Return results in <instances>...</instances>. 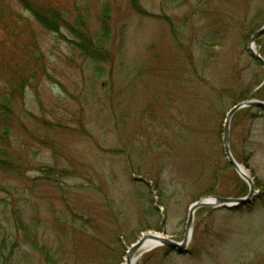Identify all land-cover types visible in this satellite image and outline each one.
I'll return each mask as SVG.
<instances>
[{"label":"rangeland","instance_id":"rangeland-1","mask_svg":"<svg viewBox=\"0 0 264 264\" xmlns=\"http://www.w3.org/2000/svg\"><path fill=\"white\" fill-rule=\"evenodd\" d=\"M74 2L90 8L96 33L109 4L111 58L94 62L69 32L29 17L51 79L27 89L21 120L34 130L31 112L57 127L53 147L27 135L29 151L13 147L20 170L0 169L2 264H124L146 233L182 241L196 201L250 190L223 138L232 107L264 101V66L249 48L264 0H140L145 14L132 0ZM252 43L264 58V33ZM230 137L257 196L198 209L187 251L160 246L135 264H264V107L240 109Z\"/></svg>","mask_w":264,"mask_h":264},{"label":"trees","instance_id":"trees-1","mask_svg":"<svg viewBox=\"0 0 264 264\" xmlns=\"http://www.w3.org/2000/svg\"><path fill=\"white\" fill-rule=\"evenodd\" d=\"M17 1L44 29L58 33L63 30L69 32L81 53L94 62L110 60L107 41L101 38L109 36L110 32L109 4L103 6L100 16L102 28L96 33L91 24V11L88 6L76 8L77 3H71V0ZM132 2L135 9L140 11V0ZM141 10L143 14L146 13L144 9ZM29 17L14 12L12 6L5 0H0V169L11 172L20 170L23 160V154L16 153L13 149L16 144L28 151L31 149V139L41 145L50 144L53 147L55 144V137L49 133V130H52L50 127L54 125L52 122L31 112H25L27 118L31 115V119L39 121L33 130L21 120L20 108L22 112L26 111L24 104L27 89L45 78L51 79L47 56L41 48L38 32ZM20 129L24 133H20ZM43 171H46L47 177L55 175L52 170ZM30 236L28 232L27 237ZM4 247L0 248V264L5 258Z\"/></svg>","mask_w":264,"mask_h":264},{"label":"water","instance_id":"water-1","mask_svg":"<svg viewBox=\"0 0 264 264\" xmlns=\"http://www.w3.org/2000/svg\"><path fill=\"white\" fill-rule=\"evenodd\" d=\"M263 33H264V26L253 36L249 48H250L252 55L255 56V58L258 59L264 66V58L259 55L258 51H256L255 43H252L256 41V39ZM250 106L264 107V101L256 100V99H251V100L247 99V100H244L238 103L234 107H232L226 117L224 138H223L226 156L228 157L229 162L234 166L236 171L248 182L249 187H250L249 193L244 197L213 196L209 198H202L196 201L190 208L189 219H188V223L186 227V233L182 241H176L170 238L169 236H166L158 232L146 233L142 236L141 239L135 242L129 249L128 256H127L128 264L136 263L138 258L143 254V252L140 253L142 251L143 246L149 241H153L155 244L151 245L148 251H151L160 246L173 247L181 253L187 251L188 245L191 241L193 229H194L195 214L198 209L205 207V206L214 207V208H220V207L234 208V207L241 206V205H247L254 200V198L257 196L254 179L252 178V176H250L248 171L246 172L243 169L244 166L236 160L235 156L232 153L231 144H230L231 122H232L234 115L240 109L245 108V107H250ZM135 255H136V259H134L135 263L134 262L132 263L131 262L132 257Z\"/></svg>","mask_w":264,"mask_h":264},{"label":"bare ground","instance_id":"bare-ground-1","mask_svg":"<svg viewBox=\"0 0 264 264\" xmlns=\"http://www.w3.org/2000/svg\"><path fill=\"white\" fill-rule=\"evenodd\" d=\"M256 47V46H255ZM243 169L247 172V169L245 168V167H243ZM251 203V202H250ZM249 203V204H250ZM153 244H155L153 241H149L148 243H146L144 246H143V248H142V251L143 252H147L148 251V249L151 247V245H153ZM134 259H136V255L135 256H133L132 257V263L135 261ZM135 263V262H134ZM124 264H128L127 263V259H126V262L124 263Z\"/></svg>","mask_w":264,"mask_h":264}]
</instances>
